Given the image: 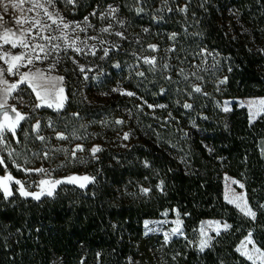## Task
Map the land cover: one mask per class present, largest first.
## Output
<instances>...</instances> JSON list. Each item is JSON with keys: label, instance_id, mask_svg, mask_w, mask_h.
<instances>
[{"label": "trees", "instance_id": "obj_1", "mask_svg": "<svg viewBox=\"0 0 264 264\" xmlns=\"http://www.w3.org/2000/svg\"><path fill=\"white\" fill-rule=\"evenodd\" d=\"M100 3L162 32L153 88L145 73L121 78V49L111 50L117 55L105 88L123 83L146 104L164 107L155 118L134 114L127 139L104 133L101 151L72 173L89 178L85 187L62 181L39 199L17 186L7 198L0 191V264H252L237 247L251 235L264 253V112L251 124L245 109L219 106L264 97V0H83L69 7L83 18ZM75 89L65 84L64 106L51 116L76 113ZM224 176L243 183L255 219L225 202ZM165 214L182 219L184 237H145L142 222ZM204 220L230 227L199 251Z\"/></svg>", "mask_w": 264, "mask_h": 264}, {"label": "rangeland", "instance_id": "obj_2", "mask_svg": "<svg viewBox=\"0 0 264 264\" xmlns=\"http://www.w3.org/2000/svg\"><path fill=\"white\" fill-rule=\"evenodd\" d=\"M77 2L82 3L83 0ZM37 3L40 6H34ZM109 5L117 9L114 3H100L83 18L80 13L70 10V4H66L65 0H51V3L48 0H23L17 8H12L5 0V4L0 5L3 24L11 29L8 43L0 38V56L3 57L0 59V69L4 70L3 79L7 81V84H0V103L6 101L9 108H15L25 117L17 124L15 121L18 118L14 112L11 113L12 117L8 114L7 120L4 116L1 122L13 129L6 130L4 137L0 138V160H3L0 164V179L6 175L12 177L11 181H4L10 192L12 186H17L21 194V185L15 183L17 180L23 184L26 192H43V195H47L48 191L53 192L58 185L53 186V181L67 182V178L75 177L76 180L71 183L85 184L87 181L72 173L92 154L91 149L97 147L96 143L102 140L109 128L108 134L123 137L134 114L142 113L153 118L158 116L161 110L159 105L149 107V104L126 89L123 83L106 89L105 77L115 64L117 53L111 50L121 49V64L125 68V75L121 78H135L145 73L146 85L153 88L160 75L157 66L158 45L154 42L160 40L162 32L134 25L118 9L116 13H111ZM5 7L9 9L7 12L4 11ZM73 7L77 8V5ZM18 19L25 22L17 24ZM65 22L67 28L64 27ZM109 25L108 32L102 31ZM117 32L122 35H116ZM3 35L4 28H0V37ZM13 44L16 47H12ZM41 46L44 51H41ZM105 49L108 55H105ZM38 55L40 59H36ZM12 56H22L23 59L14 61ZM146 58L153 62L146 63ZM29 59H32V63H28ZM13 64L19 66L15 75L6 71ZM82 68L84 71H81ZM24 73H29V76L19 83ZM34 73H39L43 80H34ZM68 82L76 87V113L70 118L64 115L51 116L49 112L59 113L62 110L66 101L65 84ZM12 83H18V89L10 90L9 85ZM30 83H46L51 87L39 88L41 98L38 99L37 93L29 87ZM129 92L133 95H127ZM262 101L264 97L224 99L219 107L224 113H229L233 106L245 109L252 124L264 112ZM37 104L41 106L36 107ZM78 145L83 150H77ZM260 150L264 158V139L260 143ZM7 169L10 172L4 173ZM38 169L44 171H36ZM66 175L68 177L63 178ZM42 180L49 183L41 184ZM222 183L225 202L245 215L251 207L243 183L229 176H224ZM224 224L220 220L202 221L198 226L197 249L200 251L201 241L204 240L208 242L204 250L208 249L215 237L228 229H224ZM174 228H179L177 234L172 233ZM142 229L145 237L161 236L166 243L184 237L183 221L178 215L169 217L165 214L160 219L144 220ZM237 251L252 264H262L264 260L258 254L263 252L251 235L241 241Z\"/></svg>", "mask_w": 264, "mask_h": 264}, {"label": "snow or ice", "instance_id": "obj_3", "mask_svg": "<svg viewBox=\"0 0 264 264\" xmlns=\"http://www.w3.org/2000/svg\"><path fill=\"white\" fill-rule=\"evenodd\" d=\"M7 3H8V5H10L12 8H17V7L20 6L21 3H23V0H19V2H17V0H7ZM48 3H51V0H48ZM65 3H66V4H73V5H75V4L77 3V0H65ZM4 4H5V0H0V5H4ZM34 6H40V5L37 3V4L34 5ZM8 10H9L8 7H5V8H4V11H5V12H7ZM30 10H31V9H29V11H30ZM109 11H110L111 13L114 14V13L117 12V9L114 8V7H112L111 5H109ZM138 11H142V9H138ZM95 14H96V13L94 12L93 15H95ZM57 15H58V13H57ZM49 17L51 18V14H49ZM102 18H103V17H102ZM85 19H87V18H85ZM24 22H25V21H22V20H20V19L17 20V24H22V23H24ZM54 23H55V21H54ZM64 27H65V28L68 27V24H67L66 22L64 23ZM110 27H111V25H109L108 28H104V29H102V31H104V32H108L109 29H110ZM0 28H4V35H3L2 37H0V38H2V39L4 40V43H8V42H9V41H8V34L11 33V29L7 28V27L3 24V17H0ZM12 35H15V33H12ZM116 35L121 36L122 33L117 32ZM171 38L174 39V38H175V34H173V36H172ZM90 39H95V38H94V37H90ZM22 43H23V42H22ZM73 43H74V41H73ZM24 46L26 47L27 45H24ZM12 47H16V45L13 44ZM57 47H58V46H57ZM152 47L154 48L155 46H152ZM76 50H77L78 52L80 51L79 48H77ZM41 51H44V49H43L42 46H41ZM93 54H95V53H93ZM5 55H7V53H5ZM105 55H108V51H107V49H105ZM46 57H47V53L45 54V58H46ZM0 59H3V57L0 56ZM11 59L14 60V61H20V60L23 59V57H22V56H12ZM36 59H40L39 55L36 57ZM145 62H146V63H152L153 61H152V60H148V59L146 58V59H145ZM28 63H32V59H29V60H28ZM6 71H7V73H9V74H13V75H15V74H17L18 71H19V66H18V65H14V64H13V65H10ZM81 71H84V69L82 68ZM32 75H33V77H34V80H43V77L40 76L39 73H34V74H32ZM140 75H143V73H140ZM3 76H4V70H3V69H0V84H7V81H6L5 79H3ZM27 76H29V73H24V74L21 76V81H20L19 83H23V82H24V78L27 77ZM225 80H226V78H225ZM225 80H222L221 83H224ZM18 87H19V84H18V83H12V84L9 85V89H10V90H16V89H18ZM29 87H32L33 91L37 93V98L40 99L41 97H40V94H39V88H48V87H51V85H50V84H46V83H45V84H39V85H37L36 83H30V84H29ZM194 90H195L196 92H199L201 89H200L199 87H196ZM6 91H7V89H6ZM21 91H22V90H21ZM127 95H133V93L129 92V93H127ZM261 103H264V101H262ZM40 106H41L40 104H37V105H36V107H40ZM48 106L51 107V105H48ZM9 107H10V106L7 105L6 101H5L4 103H0V110L4 111V116H5V119H6V120L8 119V108H9ZM149 107H152V106L149 105ZM160 107H164V105H160ZM184 107L188 108V107H191V105L185 104ZM225 110H227V109H225ZM11 111H12V112H15L16 117L18 118V119L15 121V123L18 124V123H19V120H23V119H25V117H24L23 115H21V113L17 112L15 108H11ZM117 123H121V121H117ZM38 127H39V125H37V128H38ZM6 130H7V131H12L13 129H12L11 127H9V125H8L7 123H0V138H3V137H4V132H5ZM124 138H125V139L128 138V134H127V133H125ZM41 139H43V137H41ZM77 150H83V149L78 145V146H77ZM99 151H101V149H100L99 147H93V148L91 149V152H92L93 155H95V153H97V152H99ZM2 163H3V160H0V164H2ZM146 166H147V164H146ZM36 171L43 172L44 170H43V169H38V170H36ZM81 179H83L84 181H88V180H89L88 177H82ZM11 180H12V177H11L10 175H6V176L3 177L2 179H0V191H3V192H4L5 198H7L8 196H10V195H11V192H10L9 189H8V185H7L6 183H4V181H11ZM75 180H76L75 177H69V178H67V182H70V183H71V182H74ZM15 183L21 185V186H20V192H21L22 195H25V196H27V195H31L34 199H39L40 196L44 194L43 192H40V193H30V192H26V191L24 190L23 184H22L19 180L15 181ZM40 183H41V184H45V183H49V182H48V181H44V180H42ZM51 183L53 184V186H55V185H57V184L62 183V181L57 180V181H53V182H51ZM241 186H242V185H241ZM80 187H82V188L85 187V184L81 183V184H80ZM161 189H162V184H161ZM142 191H143L144 193L147 194L150 190L147 189V188H145V189H142ZM52 194H53L52 191H48V192H47V195H49V196H51ZM245 215H248V216H250L251 218L255 219L256 213H255L254 211H252V210L249 208V209L245 212ZM217 223H219V222H217ZM223 227H224V229H227V228H229L230 226H229L228 224L225 223V224L223 225ZM178 232H179V228H174V229L172 230V233H173V234H177ZM167 239H168V234L165 235V240H167ZM207 244H208L207 240L201 241V244H200V251H203L204 248L207 247ZM258 254H259L261 257H264V253H258ZM249 258L251 259L252 257L250 256ZM262 264H264V260H262Z\"/></svg>", "mask_w": 264, "mask_h": 264}, {"label": "water", "instance_id": "obj_4", "mask_svg": "<svg viewBox=\"0 0 264 264\" xmlns=\"http://www.w3.org/2000/svg\"><path fill=\"white\" fill-rule=\"evenodd\" d=\"M11 111V108H8V113ZM12 112V111H11ZM14 112H12L13 114ZM14 116V115H13ZM4 117V111L0 110V123L2 122ZM12 117V116H11Z\"/></svg>", "mask_w": 264, "mask_h": 264}, {"label": "flooded vegetation", "instance_id": "obj_5", "mask_svg": "<svg viewBox=\"0 0 264 264\" xmlns=\"http://www.w3.org/2000/svg\"><path fill=\"white\" fill-rule=\"evenodd\" d=\"M11 113H12V112L10 111L8 114L12 116V114H11Z\"/></svg>", "mask_w": 264, "mask_h": 264}]
</instances>
